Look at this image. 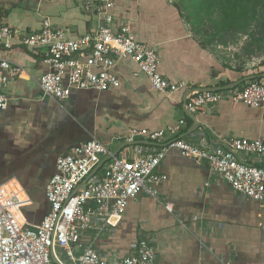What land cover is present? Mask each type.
<instances>
[{
	"label": "crops",
	"instance_id": "crops-1",
	"mask_svg": "<svg viewBox=\"0 0 264 264\" xmlns=\"http://www.w3.org/2000/svg\"><path fill=\"white\" fill-rule=\"evenodd\" d=\"M85 1L0 0V23L35 32L48 20L75 39L97 23L95 13L83 11ZM110 2L112 27L128 23L138 42L157 50L159 73L185 86L173 93L160 92L133 60L122 59L113 69L118 87L73 88L60 101L42 96L38 87V78L49 70L42 48L14 44L7 50L0 44V60L23 69L19 77L8 78L4 90L8 103L0 110V187L16 194L21 202L19 219L27 225H38L49 209L44 190L57 157L90 137L111 153L125 142L121 136L130 128L155 132L184 120L157 140L140 137L136 140L146 143L124 146L116 156L125 158H131L136 145L150 155L175 139L191 142L198 136L212 147L234 138L264 140V105L252 108L224 99L194 118L188 115L182 100L185 89L225 86L253 74L247 73L250 68L242 72L223 68L214 51L192 34L176 0ZM194 122L199 127L192 131ZM157 171L166 179L155 185L156 198L141 192L129 200L120 217L112 218L105 232L88 231L84 242L112 262L127 255L138 239H146L155 248L154 264H264V204L235 193L206 163L194 162L175 147H167Z\"/></svg>",
	"mask_w": 264,
	"mask_h": 264
},
{
	"label": "built area",
	"instance_id": "built-area-1",
	"mask_svg": "<svg viewBox=\"0 0 264 264\" xmlns=\"http://www.w3.org/2000/svg\"><path fill=\"white\" fill-rule=\"evenodd\" d=\"M110 0H88L83 11L95 13L96 26L82 36L71 39L63 28L44 20L35 32H23L0 23V44L4 49L13 45L42 48L43 62L49 70L37 81L41 95L64 101L71 89L105 90L118 87L115 64L131 59L148 78L151 85L163 93H173L185 86L171 83L158 71L157 50L140 43L128 23L112 27ZM15 42V43H14ZM23 69L6 59L0 60V110L8 98L4 92L9 77H19ZM242 102L257 108L264 105V78L246 81L241 88L213 92L192 91L186 100V111L192 118L204 113L221 100ZM155 132L130 128L121 136L125 142L137 138L157 140L166 130ZM167 147H175L196 163H206L212 173L221 176L238 194L264 204V140L234 138L225 145L209 146L204 137L195 141L175 139L154 154L145 155L136 145L131 158L113 156L102 168L78 187L99 161L110 153L95 137L70 148L57 157L55 172L45 186L49 209L38 225L22 222L18 216L20 200L15 193L0 187V264H53L51 251L62 264H154L156 252L146 239H138L130 251L112 262L99 254L92 243L84 242L88 231L105 232L113 217H120L129 200L141 192L156 198V184L166 179L157 167ZM256 158L252 163L242 157ZM78 187V188H77ZM172 211L169 203L164 204Z\"/></svg>",
	"mask_w": 264,
	"mask_h": 264
},
{
	"label": "trees",
	"instance_id": "trees-1",
	"mask_svg": "<svg viewBox=\"0 0 264 264\" xmlns=\"http://www.w3.org/2000/svg\"><path fill=\"white\" fill-rule=\"evenodd\" d=\"M176 7L180 11V16L192 26L191 30L199 35L201 30L198 24L202 23L204 18L214 25L215 34L227 29L251 36L258 28V32L264 35V0H176ZM214 33L208 35L204 32L207 36L199 39L204 48H211ZM221 65L227 70L242 72V67H233L226 63ZM263 66L264 63L255 65L247 73L257 76L256 79H261L264 69L260 70V68H264Z\"/></svg>",
	"mask_w": 264,
	"mask_h": 264
},
{
	"label": "rangeland",
	"instance_id": "rangeland-1",
	"mask_svg": "<svg viewBox=\"0 0 264 264\" xmlns=\"http://www.w3.org/2000/svg\"><path fill=\"white\" fill-rule=\"evenodd\" d=\"M203 16L206 17V15ZM198 25L199 30H201L200 35L192 31V26L188 24L189 29L197 39L207 36L204 35V32L208 35L216 32L214 25L206 18ZM257 32L258 28L255 29L251 36H246L235 33L233 30H222L218 34L214 33L215 36L210 47L221 62L249 69L253 67V64L264 63V35Z\"/></svg>",
	"mask_w": 264,
	"mask_h": 264
},
{
	"label": "water",
	"instance_id": "water-1",
	"mask_svg": "<svg viewBox=\"0 0 264 264\" xmlns=\"http://www.w3.org/2000/svg\"><path fill=\"white\" fill-rule=\"evenodd\" d=\"M261 77L264 78V73H262ZM252 79H255V75H248V76H244L243 78L239 79L238 81L236 82H232V83H229L225 86H207V87H195V88H187L185 89L184 91V94H183V103H184V106L186 105V100L189 96V94L194 91V92H213V91H219V90H225V89H232V88H235L237 87L239 84H241L242 82H246V81H249V80H252ZM199 127V124L197 122H194V125H193V130L192 131H195L197 130V128ZM142 143H146L144 141H138V140H134L132 142H123L116 150H114L113 152H111L110 154H107L106 156H104L100 161L99 163L92 169V171L86 176V178L82 181V183L78 186L80 187L82 184H84L89 178H91L93 176V174H95V172L102 167V165L107 161L109 160L110 158H112L113 156H116L119 152V150L121 148H123L124 146L126 145H135V144H142ZM77 187V188H78ZM51 258H52V262L53 264H62L58 259L57 257L55 256V253L54 251L52 250L51 251Z\"/></svg>",
	"mask_w": 264,
	"mask_h": 264
}]
</instances>
